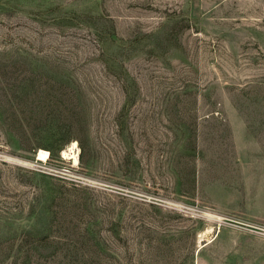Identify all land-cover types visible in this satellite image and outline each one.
Masks as SVG:
<instances>
[{"label":"rangeland","instance_id":"374dc122","mask_svg":"<svg viewBox=\"0 0 264 264\" xmlns=\"http://www.w3.org/2000/svg\"><path fill=\"white\" fill-rule=\"evenodd\" d=\"M0 264H264V0H0Z\"/></svg>","mask_w":264,"mask_h":264},{"label":"bare ground","instance_id":"6f19581e","mask_svg":"<svg viewBox=\"0 0 264 264\" xmlns=\"http://www.w3.org/2000/svg\"><path fill=\"white\" fill-rule=\"evenodd\" d=\"M75 147H76V144L73 145L72 149H74ZM47 159H48V152L43 151V150L40 151V153H39V160L40 161H47Z\"/></svg>","mask_w":264,"mask_h":264},{"label":"built area","instance_id":"2783aa9c","mask_svg":"<svg viewBox=\"0 0 264 264\" xmlns=\"http://www.w3.org/2000/svg\"><path fill=\"white\" fill-rule=\"evenodd\" d=\"M48 159H49V154H48ZM48 159H47V160H48Z\"/></svg>","mask_w":264,"mask_h":264}]
</instances>
